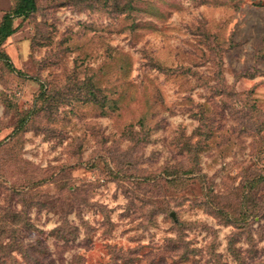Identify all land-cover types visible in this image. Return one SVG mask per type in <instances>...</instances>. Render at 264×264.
Instances as JSON below:
<instances>
[{
    "label": "rangeland",
    "instance_id": "1",
    "mask_svg": "<svg viewBox=\"0 0 264 264\" xmlns=\"http://www.w3.org/2000/svg\"><path fill=\"white\" fill-rule=\"evenodd\" d=\"M34 3L0 45V264H264V0Z\"/></svg>",
    "mask_w": 264,
    "mask_h": 264
},
{
    "label": "trees",
    "instance_id": "2",
    "mask_svg": "<svg viewBox=\"0 0 264 264\" xmlns=\"http://www.w3.org/2000/svg\"><path fill=\"white\" fill-rule=\"evenodd\" d=\"M35 8L34 0H18V3L14 7L12 13H5L2 21L0 23V45L5 40V38L12 33L11 23L10 20L13 18V16H26L30 12H32ZM12 15V16H11ZM5 57V59H8V56L4 54L3 52H0V57ZM11 66V64H8ZM12 67V66H11Z\"/></svg>",
    "mask_w": 264,
    "mask_h": 264
}]
</instances>
